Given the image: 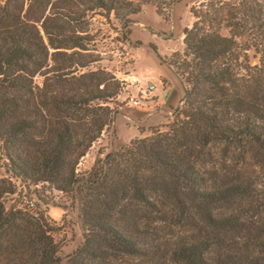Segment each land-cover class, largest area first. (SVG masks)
Masks as SVG:
<instances>
[{
	"label": "trees",
	"instance_id": "16d2710c",
	"mask_svg": "<svg viewBox=\"0 0 264 264\" xmlns=\"http://www.w3.org/2000/svg\"><path fill=\"white\" fill-rule=\"evenodd\" d=\"M98 10L123 18L131 44L141 3L0 0V264H128L119 255L157 259L155 243L156 264H264V0L192 6L183 49L163 58L186 86L182 106L80 174L128 90L84 70L100 61L82 22ZM40 183L74 192L71 253L47 209L19 207L25 192L49 204Z\"/></svg>",
	"mask_w": 264,
	"mask_h": 264
},
{
	"label": "rangeland",
	"instance_id": "374dc122",
	"mask_svg": "<svg viewBox=\"0 0 264 264\" xmlns=\"http://www.w3.org/2000/svg\"><path fill=\"white\" fill-rule=\"evenodd\" d=\"M131 1L133 5L141 3V11L133 15V22L129 27L130 38L133 40L131 44L124 40L123 18L117 17L114 12L98 10L89 13L87 18L85 17L82 21L85 26H88L90 34L93 36V40L89 43V52L100 59L84 70L104 68L113 72L122 81L133 71V85H126L127 93L118 97L117 106L122 109L116 114L113 131L110 130L106 133L81 160L78 168L80 174H88L91 170L97 169L100 165L99 160L106 152L119 151L134 137H142L141 130L146 131L151 126L165 124L169 117L173 116L174 108L183 104V101L180 104L179 101L184 96V86L178 75L163 61V58L170 62L175 52L183 49L184 28L188 25L190 27L194 22L190 9L202 0ZM58 5H61V2ZM123 8L120 7L121 10H124ZM158 8L164 14H158ZM67 11L69 10L64 8L61 10V12ZM59 18L61 22H64L62 17ZM146 70L150 72L145 73ZM35 81L40 82L41 77L37 76ZM165 81L169 85L164 86ZM150 84L155 85L156 89L147 94L143 107L125 101V97L129 94L144 95ZM156 96L162 102V107L155 104ZM140 107L142 109L150 107L151 109L143 110L142 114H139L140 116L132 114L131 109ZM150 112L153 113L149 115ZM162 121L165 123H161ZM37 188L49 204L39 200L36 195L25 192L24 196L20 198L19 207L30 212H36L39 207L40 210L47 209L52 226L56 230V238L68 242L65 252L71 253L78 247L82 239L75 218L74 192L58 191L48 183H40ZM29 200L34 202L33 207L28 206ZM159 247V244L155 243L153 250L157 251L158 257L164 256L165 252L159 250ZM158 257L150 259L148 256L119 255L118 260L128 264H156ZM164 258L159 261L160 264H171Z\"/></svg>",
	"mask_w": 264,
	"mask_h": 264
},
{
	"label": "crops",
	"instance_id": "0c3cea01",
	"mask_svg": "<svg viewBox=\"0 0 264 264\" xmlns=\"http://www.w3.org/2000/svg\"><path fill=\"white\" fill-rule=\"evenodd\" d=\"M189 26V25H188ZM184 37V35H182V38ZM131 42H133V40L131 39ZM129 44V43H128ZM150 71H148V70H146L145 71V73H149ZM123 80L124 81H126L125 82V84L126 85H133V71L132 72H130V74L126 77V78H123ZM181 80V79H180ZM182 82V81H181ZM164 84V86L165 85H169L166 81L163 83ZM182 84H183V82H182ZM183 86H184V96H183V98L179 101V104L183 101V99L185 98V85L183 84ZM127 87V86H126ZM156 89V88H155ZM155 96V95H154ZM157 98H156V105H159L160 107H162L163 106V104H162V102L161 101H159V98H158V96H156ZM154 102V101H153ZM129 104H131V103H129ZM141 107H143V105H140ZM134 108V109H131V112H132V114H134V115H139V114H142V112H143V110H145V109H151L150 107H144V109H142V108ZM165 107V106H164ZM179 108V105H178V107H177V109ZM120 109H122V108H120ZM119 111H117L116 113H118ZM153 112H150V114L149 115H151ZM140 116V115H139ZM129 118V117H128ZM164 121H162L161 123H163ZM94 147V146H93Z\"/></svg>",
	"mask_w": 264,
	"mask_h": 264
},
{
	"label": "built area",
	"instance_id": "2783aa9c",
	"mask_svg": "<svg viewBox=\"0 0 264 264\" xmlns=\"http://www.w3.org/2000/svg\"><path fill=\"white\" fill-rule=\"evenodd\" d=\"M156 86L153 85V84H150L149 85V88L147 91H145V94L142 95V96H137V95H133V94H129L125 97V101L127 103H133V104H136V105H143L144 103V99H147V94L150 93L151 91L155 90ZM29 207H33L34 206V202L29 200Z\"/></svg>",
	"mask_w": 264,
	"mask_h": 264
},
{
	"label": "water",
	"instance_id": "95a60500",
	"mask_svg": "<svg viewBox=\"0 0 264 264\" xmlns=\"http://www.w3.org/2000/svg\"><path fill=\"white\" fill-rule=\"evenodd\" d=\"M185 89H186V86H185ZM186 94H187V90H185V97H186Z\"/></svg>",
	"mask_w": 264,
	"mask_h": 264
}]
</instances>
